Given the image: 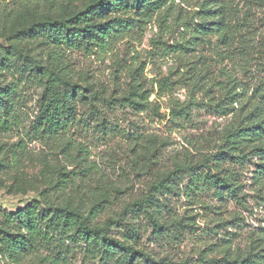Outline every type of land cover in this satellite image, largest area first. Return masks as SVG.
<instances>
[{
  "label": "rangeland",
  "instance_id": "obj_1",
  "mask_svg": "<svg viewBox=\"0 0 264 264\" xmlns=\"http://www.w3.org/2000/svg\"><path fill=\"white\" fill-rule=\"evenodd\" d=\"M96 1L0 0V87L15 90L20 118L14 131L0 133V165L10 166L0 174V214L34 201L70 206L92 213L97 226L118 222L110 236L136 250L126 259L116 247L106 258L84 243L67 242L69 264L264 257L259 158L251 155L236 165L234 193L206 185L203 168L229 132L264 118V0H226L206 8L205 0H152L155 7H147L151 11L143 17L147 0H139L130 28L114 36L107 52L74 50L62 57L71 84L87 88V96L99 93L103 115L76 123L57 139H41L34 124L44 90L35 76L39 66L49 65V48L25 32L50 19L67 20ZM202 24L222 32L197 35L193 28ZM165 80L169 87H161ZM136 91L147 99L142 112L121 101ZM91 108L89 98L79 105L78 117H87ZM174 109L186 112L181 117ZM22 142L24 153L11 167V151ZM254 146L264 149V139L245 144L247 154ZM174 172V190L155 188ZM143 201L151 203L126 211ZM46 257L29 253L16 264H52Z\"/></svg>",
  "mask_w": 264,
  "mask_h": 264
},
{
  "label": "trees",
  "instance_id": "obj_2",
  "mask_svg": "<svg viewBox=\"0 0 264 264\" xmlns=\"http://www.w3.org/2000/svg\"><path fill=\"white\" fill-rule=\"evenodd\" d=\"M155 1L147 0L142 6V17L147 7H155ZM216 3L225 4L226 0H205L203 8ZM140 8L139 0H97L84 11L76 14L67 20H48L42 24L33 26L29 32H25L27 37L40 38L49 48V65L38 67L35 79L44 90L41 100V107L34 124V134L44 140L57 139L60 135L71 133L76 123H85L92 117L103 111L97 106L99 93H89L87 88H80L71 84L65 74L66 67L63 66L62 57L67 51L84 50L105 53L112 47L114 36L121 34L125 29H129V21L132 17L131 10ZM157 9V8H156ZM150 12L151 10H147ZM203 13V12H202ZM211 16V14H209ZM216 18L215 15L211 16ZM213 22L211 25H218ZM210 25V26H211ZM197 35H210L215 31L222 32L221 29L208 28L207 24H202L197 28H188ZM184 28V29H185ZM180 43H176L177 47ZM182 47V46H181ZM169 87L165 80L161 87ZM240 87L237 86L236 89ZM91 99L92 108L87 117L79 118V105ZM264 99V95H263ZM15 90L0 87V133L14 131L20 123L18 110L15 108ZM126 101L133 109L142 112L145 109L147 99L138 91L131 97L121 100ZM108 102V101H107ZM110 105L111 102H108ZM185 109H174L172 114L183 116ZM83 115V114H82ZM170 116V114L168 115ZM264 139V118L258 124L250 122L244 126L233 129L224 138L222 145L217 149L216 154L210 157L207 164L203 166L208 171L205 178L206 185H213L218 190H229L234 193V182L237 172L236 165H243L244 161L251 155H256L261 161V169L264 170V149L252 147V151L247 154L245 144H253ZM24 153L23 142L11 151V163L15 166L19 163L20 155ZM10 163V164H11ZM213 163V164H211ZM9 164V165H10ZM231 167L227 172L217 169L224 166ZM10 166L0 165V174ZM49 172V168H47ZM213 173H215L213 175ZM225 173V175H223ZM178 172H174L158 183L155 188L160 190H174V181ZM196 175L195 178H198ZM194 178V179H195ZM67 185L69 180L58 179ZM264 200V199H263ZM151 202L143 201L126 208H143ZM92 213L90 216L82 214L79 210L70 206H59L50 202L34 201L25 208L15 213L0 214V264L18 263V258L29 253L45 252L47 259L52 264H69L68 249L66 243H84L88 251L95 253L99 251L103 257L110 258L116 247L124 250L126 259H133L136 255L135 248L126 246L122 242L110 236V227L118 222L107 223L100 227L93 224ZM123 215V214H122ZM123 221V220H122ZM121 225V224H120ZM157 230H164V227L155 223ZM135 233V232H134ZM262 255L250 256L246 260H232L225 257L220 260H212L207 264H262ZM151 263L146 259V264ZM161 264H174L172 261H162Z\"/></svg>",
  "mask_w": 264,
  "mask_h": 264
}]
</instances>
